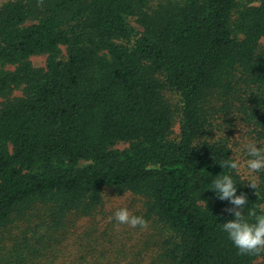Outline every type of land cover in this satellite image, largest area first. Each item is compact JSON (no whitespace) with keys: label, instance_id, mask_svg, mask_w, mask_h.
<instances>
[{"label":"trees","instance_id":"16d2710c","mask_svg":"<svg viewBox=\"0 0 264 264\" xmlns=\"http://www.w3.org/2000/svg\"><path fill=\"white\" fill-rule=\"evenodd\" d=\"M238 1L0 6V264H54L55 249L95 217L107 189L143 198L148 264L264 256L238 252L221 228L230 205L208 189L223 171L216 162L233 156L229 138L212 135L211 106L241 118L264 145V0L233 21ZM39 54L45 68L29 61ZM17 88L22 95L12 97ZM167 89L178 94L177 109ZM121 142L128 147L115 148ZM260 178L255 190L234 175L245 215L264 206ZM86 235L104 233L94 223Z\"/></svg>","mask_w":264,"mask_h":264},{"label":"rangeland","instance_id":"374dc122","mask_svg":"<svg viewBox=\"0 0 264 264\" xmlns=\"http://www.w3.org/2000/svg\"><path fill=\"white\" fill-rule=\"evenodd\" d=\"M12 0H0V6ZM158 0H150V6L156 7ZM257 0H239L238 7L233 14V21L236 20L238 10L241 7L259 4ZM130 23L136 28V33L141 30L139 24L134 20ZM65 53V46L62 47ZM261 50L264 52V40ZM30 63L36 68H45L47 55H33L29 58ZM8 69H14V65H8ZM22 89L17 88L13 91L12 97L21 96ZM167 100L177 109L180 106L178 94L170 89L165 91ZM4 99L0 97V102ZM178 117V115H177ZM179 117L176 119L173 138L178 137L180 132ZM209 119L212 122V135L217 139L229 138L232 147L233 157L240 161L243 180H252L256 184L261 181L260 173H248L243 167L247 157L243 152V145L248 142L258 143L257 136L249 125L241 118H236L233 113L223 111V108L212 107L209 111ZM259 144V143H258ZM127 143H118L115 148L125 149ZM249 183V182H247ZM144 200L131 192H122L114 189H107L104 192V205L94 218H84L68 233L69 238L55 249L54 264H78L79 259L83 258L86 262L96 263L97 256L104 259V264H148L149 250L144 247L146 237L145 228H132L128 225H119L114 219L113 213L118 207H127L133 214L142 216ZM96 233L103 237H88L87 232L94 226ZM107 237V239H106ZM88 246L93 247V251L88 253ZM93 255V256H92ZM264 263V256L258 258L254 264Z\"/></svg>","mask_w":264,"mask_h":264},{"label":"clouds","instance_id":"9594fccd","mask_svg":"<svg viewBox=\"0 0 264 264\" xmlns=\"http://www.w3.org/2000/svg\"><path fill=\"white\" fill-rule=\"evenodd\" d=\"M242 150L247 157L243 167L248 173L264 172V145L248 142L243 145ZM216 163L223 171L211 178L208 189L214 192L216 199L227 201L230 207H226L225 211L231 216L222 223V231L240 254L264 252V206H259L258 211H249L245 215L244 209L248 199L243 192L237 194L238 183L234 179V175L241 173L240 161L231 154L227 159ZM226 169L229 171L225 172ZM247 182L256 190L257 185L254 181ZM113 216L119 225H128L132 228L147 226L143 216L133 214L127 207H118Z\"/></svg>","mask_w":264,"mask_h":264}]
</instances>
